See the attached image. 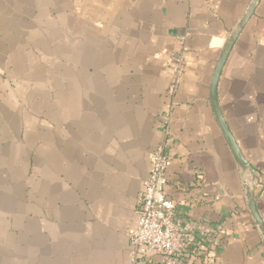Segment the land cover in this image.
<instances>
[{
    "label": "crops",
    "instance_id": "1",
    "mask_svg": "<svg viewBox=\"0 0 264 264\" xmlns=\"http://www.w3.org/2000/svg\"><path fill=\"white\" fill-rule=\"evenodd\" d=\"M252 2L0 0V264H131L128 233L167 113L164 192L202 246L182 264H264L245 169L210 97ZM216 92L264 225V0L236 32Z\"/></svg>",
    "mask_w": 264,
    "mask_h": 264
},
{
    "label": "built area",
    "instance_id": "2",
    "mask_svg": "<svg viewBox=\"0 0 264 264\" xmlns=\"http://www.w3.org/2000/svg\"><path fill=\"white\" fill-rule=\"evenodd\" d=\"M186 35L179 36L180 49L172 62V81L168 93L173 97L183 71L182 51ZM170 114L162 117L164 139L153 149L151 170L143 181V194L138 204V221L134 230L128 233L131 264H151V254H159L162 264H182L191 251L199 252L201 245L194 239V225L182 222L178 211L167 199L164 188L167 184ZM242 180V195L246 201L251 194L255 198L258 179L245 168Z\"/></svg>",
    "mask_w": 264,
    "mask_h": 264
},
{
    "label": "water",
    "instance_id": "3",
    "mask_svg": "<svg viewBox=\"0 0 264 264\" xmlns=\"http://www.w3.org/2000/svg\"><path fill=\"white\" fill-rule=\"evenodd\" d=\"M256 2V0H253V2L251 3L249 9L247 10L246 12V15L243 17L242 21L245 20V18L252 12L253 10V6H254V3ZM242 21H241V24H239V26L237 27V31L238 29L241 27L242 25ZM236 30L230 35L228 41L226 42L222 52H221V55L219 56V59L217 61V64H216V67H215V70H214V73H213V77H212V81H211V85H210V97H211V104H212V107H213V111H214V115L217 119V122L238 162V164L242 167V168H247L250 173L254 176V170L253 168L244 160V158L242 157V155L240 154L239 152V149L237 148V145L235 143V140L233 139L227 125L225 124V122L223 121V118L221 116V113L219 111V108H218V104H217V92H216V87H217V82H218V79H219V76H220V73H221V69L223 67V64H224V60H225V57L232 45V42L234 40V37L236 35ZM247 206H248V209H249V212L254 220V223L256 224V226L258 227V229L260 230V232L262 233L263 235V241H264V225L261 221V219L259 218V215L257 214V211H256V207H255V198L249 194L248 196V201H247Z\"/></svg>",
    "mask_w": 264,
    "mask_h": 264
}]
</instances>
